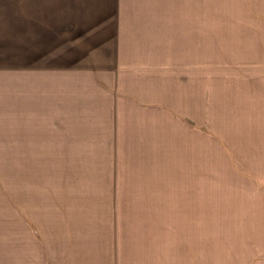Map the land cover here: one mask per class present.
I'll list each match as a JSON object with an SVG mask.
<instances>
[{
    "label": "rangeland",
    "instance_id": "rangeland-1",
    "mask_svg": "<svg viewBox=\"0 0 264 264\" xmlns=\"http://www.w3.org/2000/svg\"><path fill=\"white\" fill-rule=\"evenodd\" d=\"M117 55L26 104L25 62ZM0 125V264L263 259L264 0H0Z\"/></svg>",
    "mask_w": 264,
    "mask_h": 264
},
{
    "label": "crops",
    "instance_id": "crops-1",
    "mask_svg": "<svg viewBox=\"0 0 264 264\" xmlns=\"http://www.w3.org/2000/svg\"><path fill=\"white\" fill-rule=\"evenodd\" d=\"M63 1H68V0H63ZM162 16H164V14H162ZM150 17L152 18L154 17V15H151ZM108 26L109 25H106L104 28L106 29L108 28ZM109 27L111 30L110 35H112L111 45L114 44V46H116L118 45V43H120L122 39L121 24H119L118 26L114 22V25H111ZM123 43L124 42L121 43V46H123ZM108 46L109 44L107 42V45H106L107 51L111 50V47L109 49ZM105 59L107 60L109 59V63L104 62L103 67L100 64H93L94 66L88 65V64L80 65L74 62H68L64 64V63H59L60 61L58 60H55V62L53 63L35 62V63H31L30 65L29 63L25 62L24 74L27 75V77H25L24 82H25V85H28V82H27L28 80L29 82H32L31 86L33 87H31V89L34 92L33 94L28 96L25 90L24 98H25L26 104L27 105L33 104V107H39L40 105L42 106V99L44 98H53L55 105L57 101L59 102V104H64L62 100L64 96L70 97V98H78L81 95L77 93V90L75 87L77 86V83L80 82L81 78H83L85 75L97 76L98 73L100 75L103 74V77H110L112 73H114L115 75L117 74L126 75L125 73H123V69H120L118 67V65H120V55L115 56L114 61L112 60V57H107ZM112 66H114L113 68L114 71L112 70ZM32 75L34 77H41L42 83L35 84V82L32 80ZM54 85H55V88L53 87ZM61 85L65 87L72 86V88L66 90L67 94H64V91L58 90V88ZM37 112L38 111H35V113ZM10 115H13V114L11 113ZM17 123L18 121L16 120L12 122V117H10V122H9V115H8V120H7L8 134L7 135L10 138H16L17 136H20V132L23 131V134H22L23 138L26 139V135H27L28 139H26L27 142L24 141L23 143H20V144H23V145H25L26 143L30 144V142L28 141L29 138L31 137V134L29 132L30 128L26 127L25 125H22L21 123L20 125H18V127H16L15 125ZM23 123H26V120ZM0 129L5 130V127L1 126ZM18 131H19V134H18ZM257 209L259 211V208ZM263 213H264V208H263ZM242 216H243V219L244 218L248 219L247 224L251 226L249 228V233L248 234L243 233L242 235L243 236L242 241L248 243L247 245H245V247L249 248L252 242L259 243L257 245V251H262L261 253L264 254V214H260L259 216L255 217L254 220L251 219L254 217V214H251L250 212L248 214L245 212ZM242 249L244 250V246ZM234 262L236 264V259ZM256 264H264V257L263 259L258 260Z\"/></svg>",
    "mask_w": 264,
    "mask_h": 264
}]
</instances>
